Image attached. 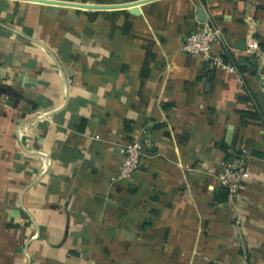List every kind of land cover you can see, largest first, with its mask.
Listing matches in <instances>:
<instances>
[{"label": "crops", "instance_id": "obj_1", "mask_svg": "<svg viewBox=\"0 0 264 264\" xmlns=\"http://www.w3.org/2000/svg\"><path fill=\"white\" fill-rule=\"evenodd\" d=\"M199 11L237 73L183 51ZM144 129L152 146L117 179ZM220 159L250 171L233 201ZM244 252L264 264V0H0V264Z\"/></svg>", "mask_w": 264, "mask_h": 264}, {"label": "built area", "instance_id": "obj_2", "mask_svg": "<svg viewBox=\"0 0 264 264\" xmlns=\"http://www.w3.org/2000/svg\"><path fill=\"white\" fill-rule=\"evenodd\" d=\"M219 44L220 53L214 52V46ZM258 47L255 40L248 43L247 50L253 51ZM183 51L199 55L201 59L226 72L237 73L236 66L224 58L227 49L225 35L221 27L212 19L202 21L198 29L185 37ZM39 116H43L42 114ZM152 139L147 129L135 135L129 142L120 145L121 160L116 175L117 179L130 177L141 165L144 150L152 146ZM219 168L214 171L219 185L227 190L228 199L233 201L241 190L243 183L250 177V171L243 162H232L226 159L218 161ZM238 222V220H236ZM239 264H250L247 253H243Z\"/></svg>", "mask_w": 264, "mask_h": 264}, {"label": "water", "instance_id": "obj_3", "mask_svg": "<svg viewBox=\"0 0 264 264\" xmlns=\"http://www.w3.org/2000/svg\"><path fill=\"white\" fill-rule=\"evenodd\" d=\"M138 2H141V1H138ZM138 2H135V3H138ZM135 3H128V4H123V5L133 6ZM85 6H89V7H101L103 5H85ZM114 6H121V5H114ZM199 13L201 15L200 20L205 21L206 20V16H205L204 11H199Z\"/></svg>", "mask_w": 264, "mask_h": 264}, {"label": "trees", "instance_id": "obj_4", "mask_svg": "<svg viewBox=\"0 0 264 264\" xmlns=\"http://www.w3.org/2000/svg\"><path fill=\"white\" fill-rule=\"evenodd\" d=\"M224 58L226 59V60H229V58H228V56L227 55H225L224 56ZM230 61V60H229ZM233 63V62H232ZM234 64V63H233ZM235 65V64H234ZM236 66V65H235ZM238 70L241 72V68L238 66ZM227 191V190H226Z\"/></svg>", "mask_w": 264, "mask_h": 264}]
</instances>
